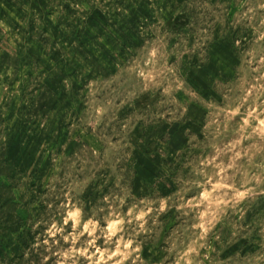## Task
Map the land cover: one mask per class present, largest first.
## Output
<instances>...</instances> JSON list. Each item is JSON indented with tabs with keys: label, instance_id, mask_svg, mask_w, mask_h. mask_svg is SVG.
Here are the masks:
<instances>
[{
	"label": "rangeland",
	"instance_id": "1",
	"mask_svg": "<svg viewBox=\"0 0 264 264\" xmlns=\"http://www.w3.org/2000/svg\"><path fill=\"white\" fill-rule=\"evenodd\" d=\"M0 264H264V0H0Z\"/></svg>",
	"mask_w": 264,
	"mask_h": 264
}]
</instances>
